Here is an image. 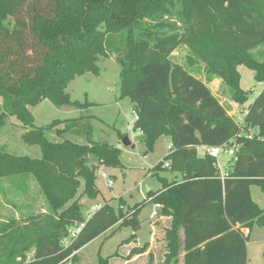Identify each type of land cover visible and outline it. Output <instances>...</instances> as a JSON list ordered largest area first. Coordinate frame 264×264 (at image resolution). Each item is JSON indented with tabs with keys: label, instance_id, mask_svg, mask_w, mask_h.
Wrapping results in <instances>:
<instances>
[{
	"label": "trees",
	"instance_id": "1",
	"mask_svg": "<svg viewBox=\"0 0 264 264\" xmlns=\"http://www.w3.org/2000/svg\"><path fill=\"white\" fill-rule=\"evenodd\" d=\"M175 2H181L182 31L163 18ZM180 44L204 64L209 82L219 79L232 101L244 105L247 93L237 67H247L264 84V62L249 54L264 45V0H0V129L5 118H15L27 130L23 143L41 154L0 152V178L31 176L46 203L44 212L27 214L21 225L0 224V264H76L82 248L125 227L133 234L120 245L135 242L143 204L124 211L107 203L86 220L79 204L82 196L98 195L96 166H121L120 150L92 140L91 116L36 127L29 110L44 101L57 109L92 107L86 100L71 101L66 89L78 76L98 77V63L109 54L120 68L119 97L133 104L132 131L148 152L158 139L171 140V150L151 170L181 176L179 181L159 178L162 188L148 192L145 200L161 204L160 215L170 218L163 264H179L181 255L182 264H247L251 230L264 226V207L250 195L251 186L264 194V88L244 117V130L253 136L240 135L207 84L171 62ZM51 131L60 142L47 139ZM124 136L118 133L119 139ZM229 142L237 146L235 162L221 181L215 159L199 157L197 149ZM89 158L95 166H89ZM80 225L76 238L64 244L69 229ZM148 249L145 243L130 256ZM115 256L99 257L98 264ZM147 256L152 264L153 256Z\"/></svg>",
	"mask_w": 264,
	"mask_h": 264
},
{
	"label": "rangeland",
	"instance_id": "2",
	"mask_svg": "<svg viewBox=\"0 0 264 264\" xmlns=\"http://www.w3.org/2000/svg\"><path fill=\"white\" fill-rule=\"evenodd\" d=\"M173 6V10L163 18L169 24L174 22L175 29L179 27L182 31V26L177 23L179 18L177 13L180 14L182 9L181 2L180 4L175 2ZM100 29L103 30V27ZM167 30L168 27L166 28ZM249 54L257 62H264V45L249 50ZM115 58V55L109 54L108 58L100 59L98 63L100 75L98 77L85 74L76 77L68 85L66 93H68L71 101L84 102L86 100L93 105L86 111L79 113L76 112L77 110L57 109L48 101H44L35 107H29V110L32 111L36 127H46L56 120L63 121L77 119L79 116L84 115L91 116V138L94 142L106 143L112 147H116L118 143L120 144L123 151L120 154L121 166L114 168L96 166L94 183L98 190L97 197L94 200H90L86 196H82L79 199L82 217L85 220L96 211L97 206H103L107 203L116 210L122 205L124 211H129L134 206L143 204L138 215L141 227L135 233L139 244L133 241L120 245L132 236L131 228H121L112 235L111 232L113 230H111L82 248L76 254V264H98L99 257L105 259L114 253H116L115 258L111 259L108 264H148V253L153 256L152 264H163L165 254L163 232L159 231L158 219L149 220L153 203L145 202V200L148 192L155 193L162 188L159 178H164L167 181L173 179L179 181L181 176L173 177L175 174L167 170L158 172L156 175V172L151 170L168 153L167 147L171 140L168 137L158 139L152 151L148 152L145 145L140 141V135L131 130L135 119V115L132 112L133 104L128 98L120 99L119 97L120 68ZM170 59L174 65L183 68L203 83H206L212 95L226 110L227 114L234 119H236L237 115L243 114L248 105L253 102L264 88V84L257 83L254 80V73L251 70L243 65L237 67L241 77L240 88L247 93V102L241 106L232 101L229 89L223 82L219 79L208 81L204 73V64L198 58L193 57L187 46L178 45L170 54ZM59 128H62V125ZM26 131L15 118H5L4 125L0 129V152L15 156L40 158L41 154L37 146H28L21 140L22 134ZM52 131L46 135L47 139L51 142H60L61 138L56 137ZM119 132L129 137L134 144V149L122 146L121 140L125 136L119 139ZM65 139L77 145L86 144L84 139L71 135H65ZM197 152L199 157L207 155L201 149L197 150ZM226 159L227 157L221 156L220 164L224 163ZM95 165V160L89 158V166ZM100 172L106 174L108 177L107 181L100 177ZM107 182H111L112 185L108 187ZM82 191L83 186L81 185L77 197ZM250 191L251 198L255 204L259 208H263L264 194L257 186H251ZM45 208V200L38 184L31 176L0 178V224L15 221L18 225H21L22 219L27 214L41 213L44 212ZM152 225L155 228V235L153 241L149 242L148 251L141 256H130L133 249L141 247L150 240ZM67 241L65 239L64 244H67ZM150 244L152 245L151 247ZM31 256L32 253H29L26 260L28 261ZM247 264H264L263 225L255 224L251 230L247 243Z\"/></svg>",
	"mask_w": 264,
	"mask_h": 264
},
{
	"label": "built area",
	"instance_id": "3",
	"mask_svg": "<svg viewBox=\"0 0 264 264\" xmlns=\"http://www.w3.org/2000/svg\"><path fill=\"white\" fill-rule=\"evenodd\" d=\"M245 115H246V110L243 112L242 115H237L236 119H234L233 117H230L229 115L228 116L233 120L235 125L238 127L240 135H244L246 137H252L254 134L253 131L246 132L244 130V117H245ZM236 148H237V146L234 144V142H229L227 144H224V145H222L220 147H216V148L203 147L204 154H207L211 158L215 159V167L218 171V175H219V178L221 181H223L225 178L228 177L229 170L231 169L233 163L235 162L234 153H235ZM169 150H171V145L168 147V151ZM221 156L227 157L226 161L222 164H220ZM164 168H169V163H165ZM99 174L103 180L107 181L108 177L106 176L105 173L100 172ZM111 185H112L111 182H107L108 187H110ZM162 208L163 207L161 204L153 203V208H152V211L149 215V220L154 221V220L159 219L161 217L160 211L162 210ZM81 228H82V225L70 228L67 240L70 241V240L76 238V236L79 233Z\"/></svg>",
	"mask_w": 264,
	"mask_h": 264
},
{
	"label": "crops",
	"instance_id": "4",
	"mask_svg": "<svg viewBox=\"0 0 264 264\" xmlns=\"http://www.w3.org/2000/svg\"><path fill=\"white\" fill-rule=\"evenodd\" d=\"M43 103V102H42ZM41 104V103H40ZM30 112H32V111H30ZM76 112H82V110H77ZM133 112V111H132ZM72 113H75V112H72ZM71 113V114H72ZM32 114V113H31ZM34 118V117H33ZM78 118H80V116L78 117ZM134 121H135V119H134ZM133 121V122H134ZM131 130H132V128H131ZM120 134H123V133H121V132H119ZM139 134V133H138ZM140 135V134H139ZM140 137V136H139ZM131 144H133L132 142H131ZM134 145V144H133ZM171 145V143L168 145V147ZM168 147H167V149H168ZM116 148L117 149H119L120 150V154H122V150H121V146H120V144L118 143L117 145H116ZM199 149H201V150H203V147H200V148H198L197 150H199ZM146 156H147V154H146ZM177 176H179V174H175V175H173V177H177ZM147 191H148V188H147ZM250 195H251V191H250ZM100 206H97V208H96V210L99 208ZM159 231L160 232H163V237H164V232H165V229H167V228H169V225H170V218H168V217H164V216H161L159 219ZM243 233L246 235L247 233H248V231L247 230H243ZM154 235H155V228L153 227V225H152V228H151V237H150V240L147 242L148 244H149V242L151 243L152 241H153V237H154ZM135 242L136 243H138L139 244V242H138V238L136 237V239H135ZM164 242V241H163ZM145 244V243H144ZM137 246H139V245H137ZM152 245L150 244V247H151ZM179 264H182V259L180 258L179 259Z\"/></svg>",
	"mask_w": 264,
	"mask_h": 264
},
{
	"label": "water",
	"instance_id": "5",
	"mask_svg": "<svg viewBox=\"0 0 264 264\" xmlns=\"http://www.w3.org/2000/svg\"><path fill=\"white\" fill-rule=\"evenodd\" d=\"M121 144H122L123 147L134 149V145L131 144V141H130L128 136H125L121 140Z\"/></svg>",
	"mask_w": 264,
	"mask_h": 264
}]
</instances>
